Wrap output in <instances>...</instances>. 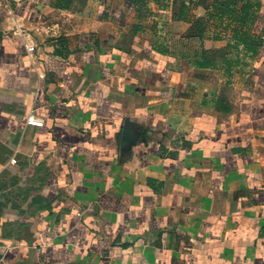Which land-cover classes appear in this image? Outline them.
I'll use <instances>...</instances> for the list:
<instances>
[{
	"label": "crops",
	"instance_id": "obj_1",
	"mask_svg": "<svg viewBox=\"0 0 264 264\" xmlns=\"http://www.w3.org/2000/svg\"><path fill=\"white\" fill-rule=\"evenodd\" d=\"M170 1L0 0V264H264V43Z\"/></svg>",
	"mask_w": 264,
	"mask_h": 264
},
{
	"label": "trees",
	"instance_id": "obj_2",
	"mask_svg": "<svg viewBox=\"0 0 264 264\" xmlns=\"http://www.w3.org/2000/svg\"><path fill=\"white\" fill-rule=\"evenodd\" d=\"M75 0H56V7L59 9L71 8ZM85 1V0H80ZM150 0H130V2L138 6L141 10L148 8ZM157 1V0H154ZM260 0H215L211 6H206L207 10H212L211 15L223 20L229 19L234 26V38L238 43L244 45L246 52L250 56H255L260 47L264 43L262 36L253 33L252 26H254L256 19H258V11L260 9ZM197 43L198 47L193 49V45ZM181 50L178 52L174 50H166L170 56L193 60L198 68L217 69L220 59L218 56H209L208 50L205 47V42L200 35L187 36V42L181 43ZM174 48V47H172ZM227 70L230 71L228 57L224 59Z\"/></svg>",
	"mask_w": 264,
	"mask_h": 264
},
{
	"label": "rangeland",
	"instance_id": "obj_3",
	"mask_svg": "<svg viewBox=\"0 0 264 264\" xmlns=\"http://www.w3.org/2000/svg\"><path fill=\"white\" fill-rule=\"evenodd\" d=\"M212 1L213 0H199V2H202L204 5H208V4L212 3ZM154 2H156V1H154ZM156 4H158L159 7L164 6V8H165L164 10L166 11V13H164L162 16L163 18H161V22H160L159 26H163V30L167 28L170 31V33H174V32L176 33V31H177V33H178V31L180 32L181 30L180 29L178 30V28L176 29L175 24L172 22V20H174V17L177 16L178 5H177V9L175 10L174 7L176 5H173L170 0H158V2H156ZM147 9H149V5H148ZM147 9H142V10H147ZM165 22L170 24L169 27L164 26L163 23H165ZM215 22H216L215 27H218L219 29H221V26L219 24L220 22L219 21H215ZM154 29H155V27L153 28V30ZM223 52H224V49L221 46V47L217 48V52H216L215 56H220V55H222Z\"/></svg>",
	"mask_w": 264,
	"mask_h": 264
},
{
	"label": "built area",
	"instance_id": "obj_4",
	"mask_svg": "<svg viewBox=\"0 0 264 264\" xmlns=\"http://www.w3.org/2000/svg\"><path fill=\"white\" fill-rule=\"evenodd\" d=\"M28 51L29 53H32L33 52V47L32 46H28ZM28 123L30 125H34V126H43V123L42 121H39L38 119L35 118V116L31 115L29 118H28ZM4 252V248H3V245H2V241L0 239V255H2ZM1 258V257H0ZM1 260V259H0Z\"/></svg>",
	"mask_w": 264,
	"mask_h": 264
}]
</instances>
